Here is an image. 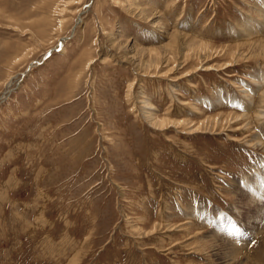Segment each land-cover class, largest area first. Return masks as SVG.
Returning a JSON list of instances; mask_svg holds the SVG:
<instances>
[{
  "label": "rangeland",
  "instance_id": "rangeland-1",
  "mask_svg": "<svg viewBox=\"0 0 264 264\" xmlns=\"http://www.w3.org/2000/svg\"><path fill=\"white\" fill-rule=\"evenodd\" d=\"M263 46L264 0H0V264H264Z\"/></svg>",
  "mask_w": 264,
  "mask_h": 264
},
{
  "label": "bare ground",
  "instance_id": "bare-ground-1",
  "mask_svg": "<svg viewBox=\"0 0 264 264\" xmlns=\"http://www.w3.org/2000/svg\"><path fill=\"white\" fill-rule=\"evenodd\" d=\"M264 47V46H263ZM260 78H261V81H258V84H259V86H262V85H264V74H261L260 75ZM235 88H237V87H235ZM261 92H264V90L263 91H261ZM6 95V94H5ZM229 100V99H228ZM226 101H227V99H226ZM263 103H264V100H263ZM143 107H142V109L143 110H145V111H150V110H154V107H153V105L152 104H150L149 102H143ZM263 107H264V104H263ZM264 111V110H263ZM257 112V111H256ZM255 112V113H256ZM144 115H146V114H144ZM153 115V114H152ZM257 115V116H256ZM256 115H254L255 117H261V116H264V112H260V113H256ZM147 117H146V121H148V122H150V120H151V118H152V116H151V114H147L146 115ZM256 118V119H257ZM150 119V120H149ZM161 123H159V125H160ZM162 125V124H161ZM160 125V126H161ZM164 126V125H163ZM197 131H196V129L194 130V131H192V132H190V134H194V133H196Z\"/></svg>",
  "mask_w": 264,
  "mask_h": 264
},
{
  "label": "water",
  "instance_id": "water-1",
  "mask_svg": "<svg viewBox=\"0 0 264 264\" xmlns=\"http://www.w3.org/2000/svg\"><path fill=\"white\" fill-rule=\"evenodd\" d=\"M50 55V53H48V55L47 56H49ZM46 59V57L45 58H43V60H45Z\"/></svg>",
  "mask_w": 264,
  "mask_h": 264
}]
</instances>
